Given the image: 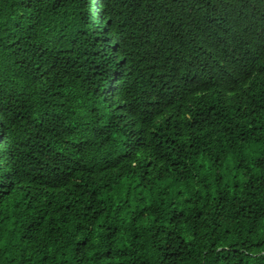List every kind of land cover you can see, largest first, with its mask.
<instances>
[{
    "label": "trees",
    "instance_id": "16d2710c",
    "mask_svg": "<svg viewBox=\"0 0 264 264\" xmlns=\"http://www.w3.org/2000/svg\"><path fill=\"white\" fill-rule=\"evenodd\" d=\"M0 264H264V0H0Z\"/></svg>",
    "mask_w": 264,
    "mask_h": 264
}]
</instances>
